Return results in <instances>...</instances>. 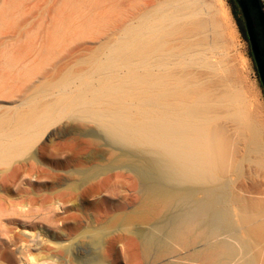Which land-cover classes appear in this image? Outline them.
<instances>
[{"label":"bare ground","instance_id":"bare-ground-1","mask_svg":"<svg viewBox=\"0 0 264 264\" xmlns=\"http://www.w3.org/2000/svg\"><path fill=\"white\" fill-rule=\"evenodd\" d=\"M29 1L2 0L0 35ZM45 4L37 38H0V264H264V200L232 178L247 162L264 170V124L216 75L210 14L191 0ZM86 136L137 150L120 159L140 199L74 234L75 182L56 196L31 188L71 175L65 149ZM86 242L94 253L79 252Z\"/></svg>","mask_w":264,"mask_h":264},{"label":"rangeland","instance_id":"rangeland-1","mask_svg":"<svg viewBox=\"0 0 264 264\" xmlns=\"http://www.w3.org/2000/svg\"><path fill=\"white\" fill-rule=\"evenodd\" d=\"M21 1L8 0V9H10L11 6L14 7L16 4L21 5L19 4ZM191 1L200 5L202 14H206L208 12L210 17L213 18L214 22L211 26L213 31H211L210 28L211 32H208L209 35L215 39L217 31L220 32H218V38L221 36L218 40L219 44L217 43V46L214 44L215 48L213 50L210 49V51L208 50L207 53L209 59L217 67L218 74L216 73V75L221 78L222 87H233L232 89H235L234 91L238 89V92H242L241 94H243V98H245L243 100L246 110L264 124V89L251 53L250 44L243 33L242 24L238 19V13L232 5V1ZM45 2L46 0L29 1L28 4L32 6L36 3L39 5L33 8L31 13L20 17L19 20L17 17V23H15L16 25L13 24L8 26V34H2L0 35V38H35L37 35L35 30L37 28L38 19H41L47 14L50 6L48 4L46 5ZM9 3H11V5ZM203 6L206 7L204 8ZM4 7L6 6H4L2 0H0V10H5ZM17 7L16 9L14 8V11L20 12L22 6ZM229 128L232 129H229L230 134L235 136L233 133V126L230 125ZM88 139L91 140L93 144H87L85 141ZM93 139V137L86 136L74 140V142L67 146L68 148L70 147L71 151L66 147L65 156H67L68 160H70L68 168L71 169V175L74 174L73 176L68 175V173L64 172L63 174V172H61L63 175L60 173V177L57 178V180L51 179V181H48L43 185H36V187L31 188L39 193H44V196H56L61 192H69L70 190L66 189L68 183L71 184L75 182L74 184L77 189L76 191H73V193L77 197H75V203L77 205L76 208L77 212L82 216L84 225L81 228H76L75 232H73L74 234L80 232V230H82L85 226L92 228L101 227L109 220L110 217H112L115 211L119 210V208H117L118 204L122 203L125 206L124 209L131 210L140 199L138 190H136L129 182L130 180H133V174L126 171V168L122 167L123 162L120 159L124 158L121 156L122 153L131 151L136 153L137 150L133 148H131L133 149L131 150L130 148L125 147H112L107 144L109 142L108 140H105L104 142L101 141V144L94 143ZM60 140L62 141V139H58L53 135L46 140V142H49L50 144L53 141L60 142ZM240 142L241 141H239L238 149L242 152V144H240ZM240 151H238L237 155L241 154ZM71 152L74 153L72 154ZM133 157L135 158L136 156L134 155ZM254 164V162H247L245 164L244 173L239 177L238 174H233L232 178L235 181L234 183L237 191L240 192L242 196L245 195L249 200H252L253 196H255V199L253 200H257L258 198L259 200H264V170L258 169V167ZM84 173H90L89 177L85 178ZM255 173L260 176H257ZM116 174H121L118 177L119 180L117 184H113V186L105 183L104 179L110 178ZM122 176H125L126 178ZM86 190L87 192H85ZM111 190L112 193L115 192L116 194L114 193L111 195ZM80 192H85V196L79 197L78 194ZM24 193L25 191L23 192L22 190L20 192L14 191L11 195L13 198L10 197V201H8L9 206L13 201L21 200L23 198L27 199L28 195ZM250 196L252 199H250ZM78 248L81 254L94 253L93 245L89 242L78 243Z\"/></svg>","mask_w":264,"mask_h":264},{"label":"water","instance_id":"water-1","mask_svg":"<svg viewBox=\"0 0 264 264\" xmlns=\"http://www.w3.org/2000/svg\"><path fill=\"white\" fill-rule=\"evenodd\" d=\"M240 5L264 86V9L260 0H240Z\"/></svg>","mask_w":264,"mask_h":264},{"label":"flooded vegetation","instance_id":"flooded-vegetation-1","mask_svg":"<svg viewBox=\"0 0 264 264\" xmlns=\"http://www.w3.org/2000/svg\"><path fill=\"white\" fill-rule=\"evenodd\" d=\"M231 1H232V4H233L234 8L236 9V11L238 13V16L241 17V19H242L241 20V24L243 25V27L245 29V32H246V35H247V40H248V42L250 44L251 53H252V56L254 58L256 69H257V72H258V75H259V78H260V81H261V76H260L259 69L257 67V63H256L255 56H254V53H253L252 43H251L249 32H248V29H247V26H246V21H245V18H244L243 12H242V8H241V5H240V0H231ZM261 83H262V81H261ZM262 86H263V83H262ZM263 89H264V86H263Z\"/></svg>","mask_w":264,"mask_h":264},{"label":"trees","instance_id":"trees-1","mask_svg":"<svg viewBox=\"0 0 264 264\" xmlns=\"http://www.w3.org/2000/svg\"><path fill=\"white\" fill-rule=\"evenodd\" d=\"M260 4H261V7L264 9V4H262L261 2H260ZM233 5V4H232ZM238 19L240 20V22H241V17H239L238 16ZM242 29H243V33H244V35H245V37H246V39H247V35H246V32H245V29H244V27H243V25H242ZM263 87V86H262Z\"/></svg>","mask_w":264,"mask_h":264},{"label":"built area","instance_id":"built-area-1","mask_svg":"<svg viewBox=\"0 0 264 264\" xmlns=\"http://www.w3.org/2000/svg\"><path fill=\"white\" fill-rule=\"evenodd\" d=\"M260 2H261L262 4H264V0H260Z\"/></svg>","mask_w":264,"mask_h":264}]
</instances>
